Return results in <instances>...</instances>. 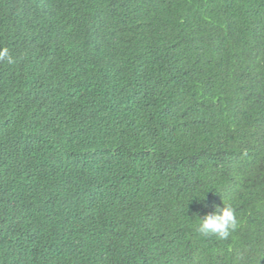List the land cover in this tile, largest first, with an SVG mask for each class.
Instances as JSON below:
<instances>
[{"label":"trees","instance_id":"trees-1","mask_svg":"<svg viewBox=\"0 0 264 264\" xmlns=\"http://www.w3.org/2000/svg\"><path fill=\"white\" fill-rule=\"evenodd\" d=\"M20 1L46 33L0 28V264H264V0ZM223 201L240 228L201 237Z\"/></svg>","mask_w":264,"mask_h":264},{"label":"clouds","instance_id":"clouds-1","mask_svg":"<svg viewBox=\"0 0 264 264\" xmlns=\"http://www.w3.org/2000/svg\"><path fill=\"white\" fill-rule=\"evenodd\" d=\"M16 0H9L8 4L5 5H14ZM23 1V0H21ZM20 1V2H21ZM33 6L40 8L41 6L39 3L42 0H28ZM3 6V5H2ZM5 10L0 11V28L10 34L13 35V32L19 26H25L27 29L32 30L33 32L39 34L41 37L45 38V25L42 20V17H33L32 19L24 22L18 14H15L14 10H8L3 6ZM0 62L7 63L12 65L15 63V58L12 54H10L7 48H0ZM130 141H138L141 143L140 139H134L132 135L120 140L121 143L119 146L113 149V152H122L128 150L129 148L133 147L137 149V146L130 145ZM92 176H85V178H90L88 180L89 184L92 185L94 188V194L99 196V185H95L94 182H97L94 179H91ZM100 184V183H99ZM131 183L124 178H111L108 179L106 182L102 183L101 188L109 190L116 196H121L122 194L131 190L129 186ZM104 186V187H103ZM106 187V188H105ZM130 188V189H129ZM142 196H140L141 198ZM148 200L153 205L162 204V199L159 193L157 192H148L147 195ZM205 200V199H203ZM199 218V217H198ZM240 222L236 215V210L231 204H227L223 201V207L217 206L216 210L212 213L205 215L203 218H199L198 223V232L199 235L203 238H211L215 237L219 241H227L229 240L233 234L240 228ZM97 248V243L93 245V249ZM237 258L241 259L242 254L237 253Z\"/></svg>","mask_w":264,"mask_h":264}]
</instances>
